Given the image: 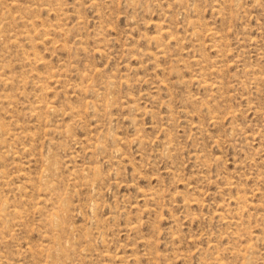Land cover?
<instances>
[{
    "label": "rangeland",
    "instance_id": "rangeland-1",
    "mask_svg": "<svg viewBox=\"0 0 264 264\" xmlns=\"http://www.w3.org/2000/svg\"><path fill=\"white\" fill-rule=\"evenodd\" d=\"M58 263L264 264V0H0V264Z\"/></svg>",
    "mask_w": 264,
    "mask_h": 264
},
{
    "label": "bare ground",
    "instance_id": "bare-ground-1",
    "mask_svg": "<svg viewBox=\"0 0 264 264\" xmlns=\"http://www.w3.org/2000/svg\"><path fill=\"white\" fill-rule=\"evenodd\" d=\"M43 4H44V2H43ZM49 107V106H48ZM5 204H6V202H5ZM58 249V248H57ZM58 254V253H57ZM54 256V255H53ZM51 258V257H50ZM52 259V258H51ZM59 264V263H58Z\"/></svg>",
    "mask_w": 264,
    "mask_h": 264
}]
</instances>
